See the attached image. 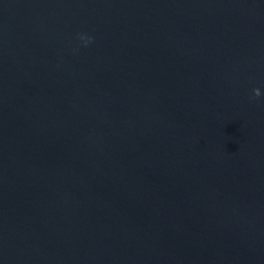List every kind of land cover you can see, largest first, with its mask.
Listing matches in <instances>:
<instances>
[{
	"label": "water",
	"instance_id": "1",
	"mask_svg": "<svg viewBox=\"0 0 264 264\" xmlns=\"http://www.w3.org/2000/svg\"><path fill=\"white\" fill-rule=\"evenodd\" d=\"M0 264H264V0H0Z\"/></svg>",
	"mask_w": 264,
	"mask_h": 264
},
{
	"label": "clouds",
	"instance_id": "2",
	"mask_svg": "<svg viewBox=\"0 0 264 264\" xmlns=\"http://www.w3.org/2000/svg\"><path fill=\"white\" fill-rule=\"evenodd\" d=\"M80 39L83 40L85 44H87V43L91 42L92 37L87 36L86 34H80ZM253 93H254V98L255 97H260L261 96L260 88H255L253 90Z\"/></svg>",
	"mask_w": 264,
	"mask_h": 264
}]
</instances>
